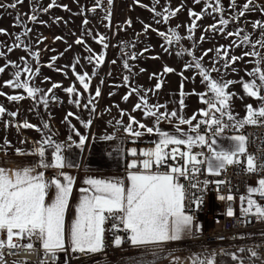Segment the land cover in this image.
<instances>
[{
    "label": "rangeland",
    "instance_id": "374dc122",
    "mask_svg": "<svg viewBox=\"0 0 264 264\" xmlns=\"http://www.w3.org/2000/svg\"><path fill=\"white\" fill-rule=\"evenodd\" d=\"M247 0H235L232 5L231 0H220L222 11L212 12L209 7L207 12L205 9V0L201 3H194V0H100V6L97 7V0H54V6L47 12L43 9L48 8L49 4H53V0H23L17 3V0H0V29L6 30V34H0V52L5 55L0 57V67L8 64L9 61L24 67L21 57L28 61L29 65L35 69L39 67V74L32 77V81L36 87L47 92L52 88L53 84H59L62 87L48 93L49 97L54 94V99L50 98L47 107L38 104L33 98L27 97L26 91L23 89H13L4 86V82L12 79V73L17 69L10 65L5 67V71L0 74V92L6 95H23L25 99L18 101H9L6 96H0V106H3L8 113L17 112V116H21L20 127L5 120V115L0 118V152H17L24 151L30 147L37 156V163L42 166L50 161V150L55 148L56 144L64 145L70 141L80 138V135L91 136L97 132L106 134L118 133L128 140H132L127 146V154L132 155L131 150L136 149V155H143L147 149L145 143L156 144L160 137L154 132L148 134L144 132L140 137H132L126 131L125 127L129 123V115L135 117L137 121L148 127L154 126V119L144 114V110L133 111L134 106L139 102L137 94L133 93L125 101L124 96L128 94L132 88L139 90V95L144 96L149 106L166 105L160 111L171 112L177 111L178 116L171 120H161L159 128L162 131L172 135L182 137V133L176 131L177 127L188 132L189 135H195L189 125L179 124V117L191 119L197 114V119L193 120V125L204 117L198 113L205 109L200 96L197 94H205V98L210 95L206 82L202 81L199 70L192 68L185 70L184 65L192 63L193 57L187 53L177 55V52L183 49L191 50L195 57L203 56V67L207 69L213 79L223 81H235L229 85L226 91L233 93L229 101L230 112L233 117L232 122L237 123L243 121L247 116V106L251 105L253 109H259L264 105V101L248 96L243 90L242 84L238 81L243 78L245 82H251L255 79L259 85V79L252 75L253 70L260 67L264 70V62L257 63L258 60L264 58V47L255 44L258 40H264L261 35L264 28H253V22L261 21L264 23V5L254 2L251 9L246 15L237 20V16ZM17 3L15 8L8 5ZM212 7L216 6V0H207ZM67 6V10L64 6ZM183 7L174 17H169L167 23H156L162 20L163 15H168L165 9L176 10ZM160 12L162 16H155L152 8ZM96 8L93 12L91 9ZM189 9L200 14L203 13L202 19L197 20V27L191 34L192 39H188V27L192 23L193 17L189 16ZM36 15L37 20L32 21L30 16ZM23 21L18 23L17 17ZM221 16L230 21L225 27V32L221 34L219 31H206L209 26L219 23ZM108 17V18H106ZM59 18V19H57ZM87 20V24L84 21ZM131 20V26L127 23ZM144 24L151 25L152 29L165 32L171 37V29H176L181 37L179 41H175V37H171L172 43H168L164 38L160 37L156 31H144ZM15 25V26H14ZM179 26V27H177ZM28 29H31L28 32ZM86 29L91 35L86 33ZM236 29L243 31L239 36L233 34L228 36V32L235 33ZM27 32V35L24 33ZM20 35V40L16 36ZM244 35H248L253 44L255 51L259 56H244L245 52H252L253 48L244 44L236 47ZM99 36L105 37L103 44L95 42ZM204 41L201 42V37ZM60 37L61 39H56ZM77 38H82L84 44L78 45ZM30 45V49L23 46L16 47L17 44ZM42 41V42H39ZM134 45V47H133ZM223 45L228 49L229 58L232 56L243 57L234 65L223 68V60L216 62L219 46ZM70 46V47H69ZM12 47L11 52L8 48ZM92 52L89 53L88 49ZM144 49H148L144 52ZM212 49L205 56L206 50ZM39 51V59L34 60L31 53ZM104 54L105 60L102 65L95 67V61L88 63L84 58L89 55ZM137 55L135 60H129L131 72L125 69L124 58ZM221 57L223 53H220ZM58 57L55 62L50 60L51 57ZM158 57V58H153ZM79 59L76 66V72H87L91 78V85L87 92L76 81V77L68 67L75 63V59ZM115 61V63H113ZM52 63V67L47 65ZM175 69L173 73L164 74V67ZM219 68V73L213 69ZM56 69H60L57 71ZM144 69V71H141ZM187 79L183 84V101L184 105L181 109L179 103L181 99V75ZM95 73V75H93ZM156 74L153 76V74ZM129 76V81H125L124 77ZM49 78L45 81V78ZM150 77H152L150 79ZM29 79L28 73L21 75V80ZM103 81V82H101ZM158 81H162V88L155 89ZM74 85L80 93L68 94L63 89ZM97 87L100 89L101 95L95 96ZM195 93V94H193ZM39 95V94H37ZM260 95L264 96V88L260 89ZM79 99L80 105L77 106L71 102ZM89 99L92 104L87 108L84 107ZM125 113L124 115L121 112ZM72 113V115H68ZM219 118V114H216ZM67 117V119H65ZM223 120H229L225 115ZM89 121L91 122L89 124ZM27 122L35 125L34 128H24L22 125ZM120 122V123H118ZM6 123L8 127H6ZM48 126L45 127L44 125ZM134 127H136L134 125ZM143 131V130H141ZM79 133V135H77ZM236 133L231 136L215 135L220 140L219 144L213 146L212 151H229L237 142L232 139L236 137ZM222 138V139H221ZM53 142L52 146L43 143L47 140ZM225 139V141L223 140ZM7 141V143H6ZM139 142V143H138ZM45 148V154L41 157L37 151L38 147ZM171 147V146H170ZM248 165V164H247ZM253 187V181H247V190ZM232 254L238 259L234 260ZM202 253L197 251V246L189 244L183 247L155 245L145 247H132L124 253L107 254L96 253L77 260L73 264H194L197 260H201ZM230 260L225 264H252L254 259L247 250L240 251L239 248L226 250L225 254L218 256L215 260L216 264H223L225 260Z\"/></svg>",
    "mask_w": 264,
    "mask_h": 264
},
{
    "label": "snow or ice",
    "instance_id": "6c2138e0",
    "mask_svg": "<svg viewBox=\"0 0 264 264\" xmlns=\"http://www.w3.org/2000/svg\"><path fill=\"white\" fill-rule=\"evenodd\" d=\"M23 0H17V3H22ZM112 0H109L111 3ZM202 0H194V3H201ZM232 5L235 4V0H231ZM17 3L8 5V7L15 8ZM139 3V0H137ZM159 3V0H157ZM254 3V0H247L243 5L242 10L239 11L237 20L246 15L250 11L251 5ZM54 6L49 4L48 8L43 9L47 12L48 9ZM100 6V0H97V7ZM4 7V5H0ZM183 5L176 10L165 9L168 15H163L160 12L155 10L153 6L152 11L155 16H162V20L155 21L156 23H167L169 17H174L181 10ZM212 8V12L222 11L220 7V0H216V6L212 7L205 0V9L204 12L208 11V8ZM64 8L67 10V6ZM96 8L91 9L95 11ZM264 12V10H262ZM189 16L193 17L191 25L188 27L189 36L188 39H192V33L197 27V20L202 19L203 13H196L189 9ZM108 18V17H106ZM30 20L36 21L37 16L32 15L29 17ZM59 19V18H57ZM17 21L20 24H23V21L17 17ZM87 20L84 21L86 25ZM131 26V20L127 22ZM230 23V21L224 19L222 16L219 20L218 25L213 24L209 26V29L206 31H219L221 34L225 32V27ZM15 26V25H14ZM253 28H264V23L261 21L253 22ZM144 31L147 33L149 30L156 31L157 34L164 38L168 43H172L171 37H175V41H179L181 37L178 35L176 29H171V37L165 32H160L157 29H152L151 25L144 24ZM179 27V26H177ZM31 29H28L30 32ZM242 29H236L235 33L228 32V36L233 34L239 36L242 32ZM86 33L91 35V32L86 29ZM0 34H6V30L0 29ZM27 35V32L24 33ZM264 36V32L261 33ZM16 39L20 40V35L16 36ZM56 39H61L56 37ZM95 42L101 43L104 48H107L106 44H103L105 37L99 36L97 40L93 37ZM201 42L204 41L202 36ZM42 42V41H39ZM76 43L78 45L84 44L82 38H77ZM244 44H248L253 48L252 52H245L244 56H259V53L255 51V44H260L261 47H264V40H258L253 44L248 35H244L241 42L236 44V47H241ZM23 46L26 49H30V45L23 44L21 41L20 44H17L16 47ZM70 47V46H69ZM134 47V45H133ZM12 47L8 48V51L11 52ZM89 53L92 50L88 49ZM148 49H144V52H147ZM212 49L205 51L204 55L206 56L208 52ZM217 57L216 62L223 60L222 67L228 68L234 65L238 60H241L243 57L232 56L229 58L228 49L224 48L223 45L219 46L216 50ZM223 53L221 57L220 53ZM187 53L193 57L192 63L185 64L184 69L191 70L192 68L199 70V75L202 77V81L206 82V87L210 95L205 98V94H197L200 96V99L206 109H202L198 114L204 117L203 120L197 121L193 125V120L197 119V114H194L191 119H184L179 117V124H187L190 126L195 135H189L188 132H185L183 129L177 127L176 131L182 133V137L172 135L168 132L162 131L159 128L161 120H171V118H176L178 116L177 111L173 110L171 112H161V108H166V105H156L153 104L149 106L148 101L144 96L139 95V90L132 88L131 91L124 96L126 101L130 95L133 93L137 94L139 102L134 106L133 111L144 110V114L148 117L155 118L154 126L148 127L145 124L140 123L135 119V117L129 115V123L125 127V131L132 137H140L147 132L148 134L156 133L160 139L156 143L155 148L146 150L143 155L144 159L139 163L133 160L130 164V168H142V171L130 172L128 179L130 181V186L125 188L121 181H105L99 179H87L86 183L90 188L82 189L83 195L82 199L79 202L77 209V216L71 225L67 228L65 226V212L68 207L69 197L72 192V185L74 183V177L71 175L65 174L63 171L60 172V176L63 177L62 180L54 178L50 183L54 185L56 189L55 198L50 204L45 203V197L47 195V188L49 183L45 182L43 173L38 175H32L31 170H24L21 172H16L14 175L6 173L3 169H0V233L6 232L7 241L0 240V248H2L5 243L10 248H17L19 246H24L32 248V244L28 245H18L13 242V238L17 239H32L38 238L42 241V246L45 250L49 251H60L65 248L66 235L68 242L70 243L73 251L79 252H96L100 249L102 244V233L104 231L103 225L105 221L109 218L115 219L118 221L117 224H113V227H122V230H125L130 233L129 239L134 246L147 245V244H159L168 241L179 240L187 232L192 231L193 228V217L187 215L185 212V203L188 198L187 191L185 186L179 183L181 177L185 179H195L196 174L200 171L199 166L202 164L207 165V170L209 173L218 172L220 169H223L225 165H231L234 163H239L238 154L245 152V136L239 135L233 137L237 142L235 151L223 152V151H214L212 156H206L204 159H199L198 157L204 156L202 152L193 153L192 149L197 146H205L210 150L212 145L215 143L214 140L211 142L207 139V134H200L198 129L204 125L209 129H214L213 135H219L222 132L223 127L227 125L223 124V117L228 116L229 120H232L233 117L230 112L229 101L232 98L233 93L226 91L229 85L236 83L235 81H223L220 79H213L207 69L203 67V56L197 58L191 50L183 49L180 52H177V55H183ZM141 54H132L131 56H126L124 58V68L128 69L131 72V65L129 60H135L137 55ZM3 52H0V57L4 56ZM34 60L39 59V51L31 53ZM158 58V57H153ZM58 57H51L50 60L55 62ZM88 63H93L95 61V67H99L103 64L105 60L104 54L100 55H89L84 58ZM21 60L24 62V67L21 69L20 65L15 62L9 61L7 65L0 67V74L5 71V67L11 66L17 69L12 73L13 78L4 82V86L13 88V89H23L27 93V97L33 98L36 103L43 104L47 107L48 101L50 98L54 99V94L52 97H49L48 93H53L54 89L61 88L59 84H53L52 88L45 90L35 86L34 81H32L31 86L29 81L32 77L39 74V67L33 69L29 65L28 61L24 57H21ZM264 62V58L258 60L257 63ZM115 63V61H113ZM79 64V59H75V63L68 66L71 67L76 81L82 86L83 90L87 92L91 85V78L87 72L79 73L76 72V66ZM52 67V63L47 65ZM60 71V69H56ZM214 71H220L219 68L213 69ZM144 71V69H141ZM175 69L171 67H164L163 73H173ZM23 73L29 74V79L21 80V75ZM95 75V73H93ZM156 74L154 73L153 76ZM181 75V99L179 101L181 109L183 108V84L184 80L187 79ZM252 75L256 76L260 84L258 85L253 79L251 82H245L241 78L239 83L242 84L243 90L250 97H256L264 101V96L260 95V89L264 88V70L260 67H257L253 70ZM152 77H150L151 79ZM130 77L125 76L124 80L129 81ZM49 78H45V81H48ZM103 82V81H101ZM162 88V81H158L155 85L156 90ZM68 94L80 95L78 90L74 85L69 86L63 89ZM39 94V95H37ZM195 94V93H193ZM101 95L100 89L97 87L95 96L99 97ZM0 96H6V99L9 101H18L25 99L23 95H6L3 92H0ZM77 106L80 105L79 99L71 101ZM92 104V100L89 99L88 103L84 107H88ZM219 114L217 118L216 114ZM10 115L15 117L18 115L17 112L7 113L6 109L3 106H0V118L3 115ZM122 115L125 113L121 112ZM68 115H72L69 113ZM264 117V105L259 109H253L251 105L247 106V116L243 121L237 122V128H243L245 124H255L256 120L254 117ZM67 119V117L65 118ZM91 122L89 121V124ZM120 123V122H118ZM134 125L136 127H134ZM8 127V124L5 125ZM45 127L48 125L45 124ZM20 127V125H17ZM22 127L24 128H34L35 125L25 122ZM143 130V131H141ZM79 135V133H77ZM87 137L80 135L79 145L82 147L85 144ZM106 139H111V137H106ZM7 143V141H6ZM43 143L52 146L53 142L49 139ZM38 147L37 151L41 157L45 154V148L43 146ZM171 146V147H170ZM179 146H185L186 151H181ZM56 153L54 155V162L51 164L44 163L43 167H55L58 169H63L66 165L61 152V145H55ZM19 151V150H17ZM136 149H132V155H136ZM180 156L184 161V166L179 165H169V171L160 172L152 171L153 167L159 169L160 167L167 164L169 159L176 160L177 156ZM72 166V165H67ZM249 172L256 171V165L254 163L253 157H248V168ZM207 183V181H205ZM192 188L197 187V183L191 184ZM91 194H88V193ZM250 193H256L261 196H264V177L260 178L257 181L256 187H251L249 189ZM231 199V197H229ZM243 200V197L241 198ZM195 202V201H194ZM253 207L255 208L254 215L258 217H264V207L259 205L256 201L249 198L248 207L243 209L245 213L252 212ZM232 210L229 209L228 215L231 216ZM116 245L121 244L120 238H117L115 241ZM240 251H244L240 249ZM252 257H256L257 253L255 251L251 252ZM3 258L2 252H0V259ZM234 260L238 259L235 254H232ZM194 264H215V254L207 260H197ZM241 264L243 261L241 260Z\"/></svg>",
    "mask_w": 264,
    "mask_h": 264
},
{
    "label": "built area",
    "instance_id": "2783aa9c",
    "mask_svg": "<svg viewBox=\"0 0 264 264\" xmlns=\"http://www.w3.org/2000/svg\"><path fill=\"white\" fill-rule=\"evenodd\" d=\"M206 109V106H205ZM8 113V112H7ZM255 124H245L243 128H237L236 124L230 120H223L222 134L236 133L245 136V152L238 154L239 163L225 165L218 172L209 173L205 164L199 166L200 171L196 174L195 179H185L181 177L179 183L185 186L188 198L185 203V212L193 217L194 231L185 242H180L179 246L183 247L189 244L197 246V251L202 253L201 260H207L215 254V260L218 256L225 254L226 250L239 248L257 253L253 257L259 263L264 264V217L254 215L255 208L252 212L245 213L243 209L248 207L249 198L256 201L264 207V196L256 193H250L247 190V181H253V187L257 186V181L264 177V117H254ZM5 120L19 125L21 116L12 117L5 114ZM198 132L207 134L210 140L214 129H209L202 125ZM194 133V132H193ZM195 134V133H194ZM181 151H186L185 146H179ZM151 149H153L151 147ZM193 153L202 152L204 156L198 157L204 159L209 152L208 147L197 146L192 149ZM254 159L256 171L249 172L248 157ZM137 161H142L144 155H136ZM126 159V156L123 158ZM169 165L184 166L183 159L178 155L176 160L169 159L167 164L152 171L167 172ZM135 170H142L138 167ZM207 181V183H205ZM197 183L196 188L191 184ZM231 197V199H229ZM243 197V200L241 199ZM195 201V202H194ZM229 209L232 215H228ZM118 221L109 218L105 221L102 233V244L96 252H79L65 250L64 264H73L77 260L96 254H119L124 253L133 246L129 242L128 232L122 230V227H113ZM120 238L121 244L116 245L115 241ZM0 240L7 241L4 233L0 234ZM13 242L18 245L32 244V248L19 246L15 249L5 245L0 248L3 258L0 264H10L11 262H41L44 264L53 263L57 260V252L45 250L41 246L38 238L28 239L26 243H20L19 239L13 238ZM216 264V262H215Z\"/></svg>",
    "mask_w": 264,
    "mask_h": 264
},
{
    "label": "crops",
    "instance_id": "0c3cea01",
    "mask_svg": "<svg viewBox=\"0 0 264 264\" xmlns=\"http://www.w3.org/2000/svg\"><path fill=\"white\" fill-rule=\"evenodd\" d=\"M254 2L258 4L264 5V0H254ZM219 136H231V134H222ZM238 136V135H235ZM87 139L85 144L81 147L79 145V139L75 141H70L61 146V152L65 167L63 169H58L55 167H43L37 163L36 153L30 148L27 147L24 151L17 152H0V169H3L6 173L15 174L16 172H23L24 170H31L32 175H38L43 173V177L45 182L49 183V187L47 188V195L45 197V203L50 204L55 198L56 189L54 185L50 182L54 178H60L63 182V177L59 174L63 171L65 174L71 175L74 177V183L72 185V192L69 197L68 207L65 212V226L66 233L67 228L71 225L74 219L77 216V209L80 200L85 194L82 192V189L90 188V186L86 183L87 179H99L105 181H121L125 188L130 186V181L128 179L129 173L134 171H142L135 170L129 167V164L137 159L134 155H128L127 146L132 140H128L124 136L118 133H110L104 134L102 132H97L91 136L87 135ZM106 137H111V139H106ZM222 139V138H221ZM214 140L215 143L213 146L219 144L220 140L215 137V135H211L210 142ZM225 141V139H223ZM139 143V142H138ZM147 149L155 148L156 144L153 143H145ZM237 145V144H236ZM236 145H233L229 151H235ZM209 152L206 156H212L213 151L208 148ZM225 151V152H229ZM56 153V149L53 148L50 150V161L48 164L54 162V155ZM124 156L126 159L124 160ZM140 161H137L138 165ZM72 165V166H67ZM206 169L207 165L205 164ZM88 194H91L90 192ZM194 226L192 231L187 232L183 235V237L179 240L168 241L159 244H147V245H139L134 246L129 239L130 244L136 247H145V246H155V245H168V246H177L180 242H185L188 237L193 233ZM1 234V233H0ZM6 235V232H4ZM7 236V235H6ZM128 236L130 237V233L128 232ZM15 238V237H14ZM41 241V240H40ZM20 243H26L27 238L19 239ZM42 246V241H41ZM43 248V246H42ZM65 250H72L70 243L68 242L67 235L65 240V248L57 252V260L53 263L47 264H64L65 262ZM10 264H44L41 262H11Z\"/></svg>",
    "mask_w": 264,
    "mask_h": 264
},
{
    "label": "trees",
    "instance_id": "16d2710c",
    "mask_svg": "<svg viewBox=\"0 0 264 264\" xmlns=\"http://www.w3.org/2000/svg\"><path fill=\"white\" fill-rule=\"evenodd\" d=\"M50 157V154L49 155H47V158H49ZM230 262V260H225L224 262H223V264H225V263H229ZM251 263L252 264H259V261H257V260H255V259H253L252 261H251Z\"/></svg>",
    "mask_w": 264,
    "mask_h": 264
},
{
    "label": "water",
    "instance_id": "95a60500",
    "mask_svg": "<svg viewBox=\"0 0 264 264\" xmlns=\"http://www.w3.org/2000/svg\"><path fill=\"white\" fill-rule=\"evenodd\" d=\"M99 264H105V263H99ZM259 264H262V263H259Z\"/></svg>",
    "mask_w": 264,
    "mask_h": 264
}]
</instances>
